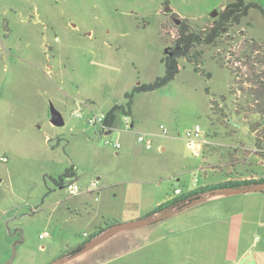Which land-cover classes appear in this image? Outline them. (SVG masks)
Listing matches in <instances>:
<instances>
[{
	"label": "rangeland",
	"instance_id": "374dc122",
	"mask_svg": "<svg viewBox=\"0 0 264 264\" xmlns=\"http://www.w3.org/2000/svg\"><path fill=\"white\" fill-rule=\"evenodd\" d=\"M246 1L264 9L263 1ZM229 2L0 0V220L2 226L19 228L18 264L40 259L52 264L97 226L123 223L126 211L148 213L177 188L190 191L264 177V153L250 132L259 118L237 113L248 99L232 91L233 76L214 59L218 50L213 48H203L200 69L205 75L181 59V70L169 84L135 93L132 114H118L111 135L87 122L90 115L125 105L137 86L165 75L163 58L172 47L168 35L181 22L206 27L218 17L212 13L219 14ZM232 34L239 44L245 39L264 42L263 13L252 9ZM53 110L64 125L52 123ZM197 125L203 138L188 140L187 131ZM140 135L153 142L152 149L139 142ZM72 166L77 177L65 179L64 186L78 184L76 196L52 180ZM93 183H98L96 189ZM241 195L217 193L194 210L137 228L162 227L156 237L173 238L190 228L193 236L218 237L225 232L218 224L221 217L239 206L249 213L246 203H233ZM129 231L135 229L119 232L82 261L89 264L91 253L107 246L113 255L136 252L138 240L116 243ZM252 233L264 240V216ZM150 243L147 250L165 248ZM158 257L155 264L171 262L167 255Z\"/></svg>",
	"mask_w": 264,
	"mask_h": 264
},
{
	"label": "trees",
	"instance_id": "16d2710c",
	"mask_svg": "<svg viewBox=\"0 0 264 264\" xmlns=\"http://www.w3.org/2000/svg\"><path fill=\"white\" fill-rule=\"evenodd\" d=\"M260 1L264 2V0ZM252 9H258L264 15V9L259 4L249 3L246 0H230L219 12L218 17L206 27L193 28L186 21L181 22L175 33L168 35L172 47L171 51L163 58L166 66L165 75L153 83L137 86L133 93L127 94L125 105H116L107 112V128L112 129L114 127L118 114L127 117L132 114L135 93L153 92L173 81L181 70V59L192 64L197 73L205 75L200 69V61L204 53L203 48L208 47L218 50L214 59L221 65V68L228 70L233 76L232 91H236V94L240 92L248 99L245 106H238L237 113H243L246 117L259 118L256 123L250 124V132L255 137V146L264 153V42L245 39L239 44V41L232 34V30L242 24ZM207 77L210 78L211 75L208 74ZM75 177H77V172L72 166L63 175L52 180L56 186L64 188L65 179ZM255 185H264V177L203 185L165 201L142 218L149 219L175 211L177 214H181L197 208L198 205L187 210H181L184 206L199 199L203 194L215 195L219 190L227 188L244 189ZM260 192L264 194V188ZM119 224V222H108L105 227L90 234L83 242L69 247L60 255L59 259L72 258L93 240L108 233Z\"/></svg>",
	"mask_w": 264,
	"mask_h": 264
},
{
	"label": "crops",
	"instance_id": "0c3cea01",
	"mask_svg": "<svg viewBox=\"0 0 264 264\" xmlns=\"http://www.w3.org/2000/svg\"><path fill=\"white\" fill-rule=\"evenodd\" d=\"M114 127L112 129H114ZM130 127H134L133 122L130 123ZM112 129L104 133V135H111ZM203 159L205 160L204 157ZM177 180L180 181L179 179ZM182 191L183 193L187 192L183 189ZM254 194L255 195H252V193H244L241 197H234L237 201H233V203L235 205L246 203L249 213L246 214L242 212L239 206L235 208L237 212L230 216L221 217L222 219L218 224L222 227L224 226L225 229V232H222L221 236L216 237V235L215 237H211L210 234L193 236V232L190 228L185 229L176 237L173 236V238L169 237V235L156 237L155 235L160 232L162 227H151L149 229H138L136 227L131 228L133 230L135 229V231H129V234L126 233V235H119L120 237L116 239V243L121 240L126 242L132 238L138 240L140 246H138L136 252L129 250L125 252L126 255H113L109 250V246H107L104 247V250H102L103 252L91 253L93 255L88 262H90L89 264H120V258L121 264H155L156 257L167 255V257H170V264H264V240L260 237L253 236L252 233L254 226L258 225L264 216V194L261 192H255ZM175 197L174 195L168 196V198L156 204L159 205ZM69 209L77 211L78 207L71 206ZM146 213L147 212L141 211L138 214V212L126 211L123 221L129 222L141 219ZM103 227H105V225L97 226V230ZM147 227L148 226L141 228ZM16 230H19L17 226L11 227L9 224L2 226L0 220V264H18L17 246L19 242ZM148 242H151L150 244L153 245V247L163 244L165 248L163 251L156 249L153 251L147 250ZM99 246L100 245L94 248L95 251L100 250ZM171 248L173 249L172 251L170 250ZM174 249L176 251H174ZM104 254H106V256H103ZM60 255L61 254L53 261H57ZM82 259L83 255L63 264H85ZM45 261H48V259H40V261L36 263L25 260V262L22 261L19 264H44L46 263ZM85 262L87 264L86 260Z\"/></svg>",
	"mask_w": 264,
	"mask_h": 264
},
{
	"label": "water",
	"instance_id": "95a60500",
	"mask_svg": "<svg viewBox=\"0 0 264 264\" xmlns=\"http://www.w3.org/2000/svg\"><path fill=\"white\" fill-rule=\"evenodd\" d=\"M217 15H218L217 11H214L212 13L213 17H215ZM52 123L55 126L64 125V121L62 119L61 114L56 110H53ZM263 188H264V185H255V186L244 188V189H229V188H227V189L217 191L216 194L217 193H223V194H230L231 195V194H244V193L260 192ZM208 196H211V194H203L199 199H197V200L191 202L190 204L184 206L181 210H187V209H190L192 207H195V206L201 204ZM176 214H177V211L167 212V213H163L157 217H153V218H149V219L141 218V219H137L134 221L120 223L118 226H116L115 228L110 230L108 233H106L103 236L98 237L95 240H93L90 244H88L82 250L77 252L72 258H70V259H58L57 261L53 262L52 264H63V263H66L72 259H75L79 256H82V255L86 254L87 252L91 251L92 249H94L96 246L102 244L103 242H106L107 240H109L113 236L117 235L119 232H122V231L127 230V229H131V228L145 227V226L153 225L155 223H158V222L165 220V219H167L171 216H174Z\"/></svg>",
	"mask_w": 264,
	"mask_h": 264
},
{
	"label": "built area",
	"instance_id": "2783aa9c",
	"mask_svg": "<svg viewBox=\"0 0 264 264\" xmlns=\"http://www.w3.org/2000/svg\"><path fill=\"white\" fill-rule=\"evenodd\" d=\"M76 116L78 118H80V119L84 118V115L82 114V112H76ZM106 121H107V114L106 113L100 114V115H98V114L90 115L87 118V122L90 125L98 128V130L101 133H106V132L111 130V129L107 128ZM126 123H127V126L130 127L131 121L126 119ZM203 136H204V130L199 125H197L196 127L192 128L191 130H188L187 133H186V137L190 141H199V140H201L203 138ZM138 140H139L140 143L144 144L147 149L150 150V149L153 148V142L150 139H148L146 136L140 135L138 137ZM107 143L110 144L109 141H107ZM113 146L117 150H119L120 147H121L120 144H113ZM3 160L7 161L6 158L3 159ZM197 182H198V180L196 179L194 181V183H197ZM97 184L98 183H93L92 187L96 189L97 188ZM64 188H66V190L68 191L70 196H76V195H79L81 193V187L78 184H76V183H69L66 186H64ZM182 193H183L182 189L177 188V189H175L174 196H179ZM46 236H49V233H46V235L41 234L40 238H44ZM88 236L89 235L85 234V238H87Z\"/></svg>",
	"mask_w": 264,
	"mask_h": 264
}]
</instances>
